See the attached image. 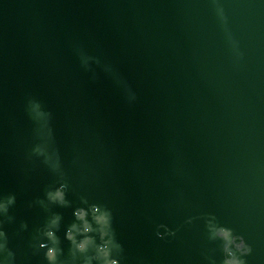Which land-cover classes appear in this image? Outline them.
Listing matches in <instances>:
<instances>
[{"label":"water","instance_id":"water-1","mask_svg":"<svg viewBox=\"0 0 264 264\" xmlns=\"http://www.w3.org/2000/svg\"><path fill=\"white\" fill-rule=\"evenodd\" d=\"M0 264H264V0H0Z\"/></svg>","mask_w":264,"mask_h":264}]
</instances>
